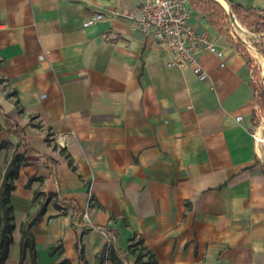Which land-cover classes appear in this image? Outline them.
I'll use <instances>...</instances> for the list:
<instances>
[{
    "label": "crops",
    "instance_id": "obj_1",
    "mask_svg": "<svg viewBox=\"0 0 264 264\" xmlns=\"http://www.w3.org/2000/svg\"><path fill=\"white\" fill-rule=\"evenodd\" d=\"M141 1L0 0V182L23 151L3 116L37 153L9 195L4 264H20V226L40 209L34 264H96L109 237L124 263L134 236L156 264H264V145L252 138L261 131L248 63L187 1L188 24L223 59L200 57L204 81L167 66L126 17ZM215 1L229 26L227 1L264 16V0ZM251 36L264 45V32ZM67 202L75 210L55 207Z\"/></svg>",
    "mask_w": 264,
    "mask_h": 264
},
{
    "label": "trees",
    "instance_id": "obj_2",
    "mask_svg": "<svg viewBox=\"0 0 264 264\" xmlns=\"http://www.w3.org/2000/svg\"><path fill=\"white\" fill-rule=\"evenodd\" d=\"M190 9L197 10L204 16L208 21L209 25L214 29H217L221 32L223 29V24L228 18L225 14L223 7L215 0H187ZM227 1V0H226ZM229 5V17L231 19L236 18L243 26L247 28L255 29L254 32L261 33L264 32V16L261 13L256 12L255 10L249 8L245 9L237 4H233L231 1H227ZM244 54V52L241 50ZM248 63V61H247ZM264 100V94L262 96ZM4 122L8 131L13 133L19 139L18 147H22L23 151L21 154L15 152L10 161L6 164L3 175L0 182V264H4L8 257L9 246L12 243V231L14 230L13 224V208L9 201L10 192L14 189V180L17 178L18 170L21 166L28 165L34 156L37 154L32 150L29 145L26 143L23 130L14 125L10 118L3 116ZM5 144H0V148L4 147ZM33 157V158H32ZM56 164V162H53ZM30 179L29 181H31ZM29 185V182L26 186ZM55 207L58 210L68 211L75 210L71 202H67L64 205L56 204ZM80 214L81 210L77 211ZM42 214V209L36 212L32 217L28 216L26 222L22 223L20 226L21 241H20V264L23 261V258L28 253L30 255V264H34L35 259V249L33 237L30 232V228L37 221V219ZM107 233H110L108 230ZM57 248V247H56ZM54 248V250L56 249ZM110 260L112 264H124L121 256H125L126 252H116L113 247L109 249ZM134 257V264H156L154 254L149 251L145 246L143 240L134 236L131 239L128 246V250ZM104 249L102 253L97 256L96 264H102L104 257ZM62 264V263H60Z\"/></svg>",
    "mask_w": 264,
    "mask_h": 264
},
{
    "label": "built area",
    "instance_id": "obj_3",
    "mask_svg": "<svg viewBox=\"0 0 264 264\" xmlns=\"http://www.w3.org/2000/svg\"><path fill=\"white\" fill-rule=\"evenodd\" d=\"M141 2L138 13L126 16L132 21V26L168 54L167 66H175L181 69L189 68L199 80H206L208 74L201 66L200 57L210 53L215 58L222 60L223 50L219 49L214 41L209 39L207 32H199L190 27L188 24L190 15L185 7L187 0H142ZM101 19L102 16L97 14L85 22L83 26L88 27V25ZM232 20L231 34L241 38L244 31L236 19ZM242 42L250 55L253 46L243 40ZM223 65L224 63L221 62L220 66ZM241 119L242 117L237 115L236 122H240ZM252 138L256 142L264 144V138L259 137L256 132L252 134ZM88 194L89 200L91 198L90 188ZM83 219L87 220L85 214ZM92 228L94 229V227ZM113 239V237H109L106 242L102 264H112L109 249L112 247Z\"/></svg>",
    "mask_w": 264,
    "mask_h": 264
},
{
    "label": "rangeland",
    "instance_id": "obj_4",
    "mask_svg": "<svg viewBox=\"0 0 264 264\" xmlns=\"http://www.w3.org/2000/svg\"><path fill=\"white\" fill-rule=\"evenodd\" d=\"M222 32L225 37H228L226 41L230 44H233L234 46H239L240 50L244 52L243 57L248 61L247 67L249 68L251 72V84L252 87H254V93H255V102H257V107L255 110V117L253 119L252 125L255 127V130L261 131V134L259 137L264 138V100L262 99V96L264 94V59L262 57V51H263V43L260 41V39L256 36H249L250 32H253L255 34H258L253 28H247V33L244 31V34L246 35V43L251 44L253 46L252 53L249 55L247 53L246 48L244 47V44L238 39V37L235 38V42L232 38H230L227 34L229 32L230 26L228 23L224 22ZM245 27V26H244ZM249 32V33H248ZM262 33V32H261ZM264 38V37H263ZM257 40V41H256ZM260 129V130H259ZM263 134V136H262ZM264 145V144H263ZM124 264H134V259H125Z\"/></svg>",
    "mask_w": 264,
    "mask_h": 264
},
{
    "label": "bare ground",
    "instance_id": "obj_5",
    "mask_svg": "<svg viewBox=\"0 0 264 264\" xmlns=\"http://www.w3.org/2000/svg\"><path fill=\"white\" fill-rule=\"evenodd\" d=\"M219 2L222 4V5H226V3H225V1L224 0H219ZM242 29V28H241ZM258 135H260V134H258Z\"/></svg>",
    "mask_w": 264,
    "mask_h": 264
}]
</instances>
